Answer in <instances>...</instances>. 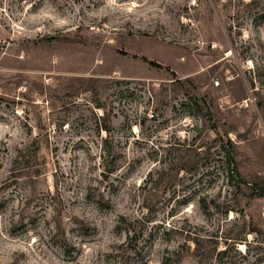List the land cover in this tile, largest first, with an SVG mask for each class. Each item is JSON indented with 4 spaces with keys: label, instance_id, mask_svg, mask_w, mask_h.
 <instances>
[{
    "label": "rangeland",
    "instance_id": "obj_1",
    "mask_svg": "<svg viewBox=\"0 0 264 264\" xmlns=\"http://www.w3.org/2000/svg\"><path fill=\"white\" fill-rule=\"evenodd\" d=\"M0 264H264V0H0Z\"/></svg>",
    "mask_w": 264,
    "mask_h": 264
},
{
    "label": "trees",
    "instance_id": "obj_2",
    "mask_svg": "<svg viewBox=\"0 0 264 264\" xmlns=\"http://www.w3.org/2000/svg\"><path fill=\"white\" fill-rule=\"evenodd\" d=\"M149 65L152 66V67H154V68H160V66L157 65V64H155V63L149 62ZM228 144H230V143H228ZM228 158H229L230 166H232L233 171L236 172V166H235L234 159H233V156H232V152L231 151H230V155L228 156Z\"/></svg>",
    "mask_w": 264,
    "mask_h": 264
},
{
    "label": "built area",
    "instance_id": "obj_3",
    "mask_svg": "<svg viewBox=\"0 0 264 264\" xmlns=\"http://www.w3.org/2000/svg\"><path fill=\"white\" fill-rule=\"evenodd\" d=\"M214 84H215V85H218L219 83H218V82H215Z\"/></svg>",
    "mask_w": 264,
    "mask_h": 264
}]
</instances>
